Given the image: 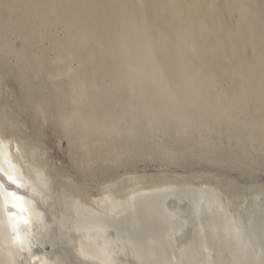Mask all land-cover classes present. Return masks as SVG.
I'll return each instance as SVG.
<instances>
[{
    "label": "bare ground",
    "instance_id": "obj_1",
    "mask_svg": "<svg viewBox=\"0 0 264 264\" xmlns=\"http://www.w3.org/2000/svg\"><path fill=\"white\" fill-rule=\"evenodd\" d=\"M26 1L27 3L25 0H10L13 4L11 6L18 7L17 5H19L18 8L24 11L31 10L30 13L35 12L34 14H36L37 5L42 2L46 1L55 9L58 6L56 4H62L63 0H30L29 5L28 0ZM114 2L112 0H66L59 7L63 6L62 9H64L65 14L75 18L73 22L77 21L79 29L92 36L94 35L96 44L103 41L106 43L105 45L110 47V51L114 49L117 52L121 47L135 45L142 38L143 43L150 52L155 53L156 51V54L158 52L160 54L162 52L166 54L175 52L174 59L183 63H185V56L177 50L178 47L183 48L180 45L190 43L197 49L202 48L207 51L208 55L220 56L226 45V40H224L225 31L237 27L243 34L241 40H239L241 46L249 47L254 58L260 63V68L264 69V44L259 43L258 46L252 44L253 46H251L252 37L255 34L251 24L253 17L244 4L235 5L230 10L232 12L228 11L226 20L219 24L216 13L207 9V0H139L137 2L143 3V9H141L143 12L137 11L134 0H125L123 5ZM55 10L57 11V9ZM34 14H31V16L34 17ZM140 17H145L146 20H143V18L142 20L148 22V25L141 20L139 21L138 18L140 19ZM158 18H160V34L151 28L152 25H156L154 19L157 20ZM205 19L212 23L213 28L209 31L213 32L204 31ZM77 32L80 33V30ZM172 39L175 42H172ZM109 49H106V51ZM119 53L121 54V50H119ZM170 58L173 60L171 56ZM185 64L187 66L188 63ZM183 66L185 65L183 64ZM191 67L192 64L188 67L190 68L189 72L193 70L196 74L197 71H194ZM116 73L118 74V72ZM212 73L214 74L213 71ZM187 74L185 76L188 77L191 73ZM179 75L184 76L181 73H178ZM196 76L194 75V77ZM184 77L182 78L184 79ZM203 77L201 76L199 79L203 80ZM210 77L211 75L209 79ZM79 78L86 81L88 79V77L87 79L84 77ZM1 80L2 78H0V82ZM258 82L260 84L255 86ZM244 83L247 87L243 88L251 87L254 93L263 96L264 70L248 76L245 78ZM80 87L82 88V86ZM198 87L200 88V86ZM88 90L89 88L87 92H90ZM205 92L208 93V91ZM196 93L194 94L196 95ZM206 93H203V96ZM174 94H171L174 96L173 100L176 97ZM235 95L237 96V94ZM180 96L175 99L180 100L182 98ZM125 99L123 98V100ZM185 100L188 101V99ZM204 101L207 102L208 99ZM178 102L180 103V101ZM212 102L214 103V101ZM94 104L95 101L91 105L92 107L89 108L92 109ZM99 105L96 106L99 108ZM5 108L0 104V169H2L0 171V264H264V184L245 186L223 178H217L214 175L197 173L174 178H168L169 174L168 176L164 174L152 178V175L139 173L140 175L115 182L111 181L112 183L109 182L110 184L104 186L88 187L86 186L87 183L82 182L84 180L75 182L68 178H61L49 162L46 147L40 141H37L38 139L36 140V138L25 133L19 121L7 112L11 108L7 111L4 110ZM78 111L73 115H77ZM89 112L87 116L84 113L89 122L87 123L88 125L98 123L93 124L94 132L100 131L101 135L100 137L98 134L99 138H96V140L99 142V147H105V151L108 153V155L100 153L101 156L107 157L110 155L113 157V162H117L114 161V158L118 160L119 157L120 160L123 155L129 154L133 148V145H130V138L138 139L139 136L133 138L134 134L132 133L134 131L131 130L129 132L132 136L129 135L130 138L128 135L125 137L126 139L129 138L130 141V143L127 142L131 147L128 149L130 150L128 153L126 149L129 146L126 148V145L119 144L122 141L121 137L128 129L126 131L121 130L123 128L120 127L122 126L119 124L120 121L117 122L118 120H115L116 118L111 113L104 112L99 116H90L92 114ZM92 112L95 113L96 111ZM128 116L130 121H133L131 120L132 116ZM65 117L62 119H67ZM76 118L78 119L79 116L77 115ZM64 121L63 126L65 125ZM66 122L68 121L66 120ZM84 123L80 125L82 126ZM80 125L77 124L76 126L81 127ZM78 127L77 130L79 131ZM83 128L79 132L86 131ZM89 128L88 126V131ZM95 128H98L96 129L97 132ZM65 129L66 127L62 130L66 132L67 129ZM70 129L73 132L76 128L70 127ZM120 130L124 132H122V136ZM92 132L91 134H94ZM85 133L88 138L90 134ZM86 134L79 135L83 139ZM37 135L42 137L39 134ZM76 135L75 133L71 134L72 137ZM94 136L96 137L95 134ZM72 137H70V140L74 141L75 138L71 139ZM91 137L90 140L92 139V141L88 140L87 143L90 142L89 144L92 145L91 143L94 142L96 145V140L93 136ZM140 138L142 140V137ZM137 139L136 143H131L135 147H137L136 144L138 145L137 142L140 140L137 141ZM84 140L78 142L84 143L86 141ZM147 141L149 142L148 139ZM147 141H145V144ZM170 141H167V144ZM87 143L81 145L86 148ZM124 143L126 144V142ZM150 144L148 143L149 146L147 144L146 146L153 145ZM96 147L91 146L89 148L94 150ZM151 147L154 148V146ZM73 148H75V143ZM82 150L84 151L80 150L79 153H86L85 149ZM97 151H100V149H96L95 152ZM153 152L151 159L159 161L158 167L160 168L178 166L181 162L180 159L183 158L178 159L177 155L180 153L173 155L174 153L171 150H161L157 147L154 148ZM91 153L90 155L87 153L88 156H91ZM144 153L146 154V152ZM145 154L143 156H146ZM137 155L140 157L139 163L146 159L143 156L141 158L139 153ZM97 156L101 159L104 158V156L103 158L99 157V154ZM94 157L91 156L93 160L90 159L92 164L97 162L95 161L96 156ZM112 157L108 161H111ZM139 157L137 158L139 159ZM86 158L88 157L81 159L82 162L86 161ZM141 159L143 160L141 161ZM103 160H106V158ZM148 160L150 159L147 158L145 161L148 163ZM228 161L230 163L238 162L237 160L232 161L230 158H228ZM151 162L149 161V163ZM97 163L98 167L95 164L94 171L93 165L90 164L92 173H95L97 168L102 169L99 165L104 166L106 169L108 163L110 165L112 162L106 163L107 165L104 164L105 162L103 164H101L102 162ZM87 164L89 165V163ZM116 164L114 163V165ZM183 164H180L181 167L184 166ZM238 164L240 163L236 164L239 167ZM110 166L113 168L112 165ZM90 167L86 165V169ZM107 171L109 172V170ZM86 172L83 173L84 176L89 171ZM111 172L113 171L111 170ZM91 174L88 173V175ZM9 176L15 179V183L8 179ZM87 176L83 178L87 179ZM89 177L91 179L92 175ZM90 182L92 183V181ZM89 189H94V192L86 193ZM20 240L23 241L22 244L19 242Z\"/></svg>",
    "mask_w": 264,
    "mask_h": 264
},
{
    "label": "rangeland",
    "instance_id": "obj_2",
    "mask_svg": "<svg viewBox=\"0 0 264 264\" xmlns=\"http://www.w3.org/2000/svg\"><path fill=\"white\" fill-rule=\"evenodd\" d=\"M112 1L114 2V0ZM137 1L139 0H134L137 11L143 12L141 10L143 9V3L141 4V2ZM25 2L27 3L26 0ZM64 2L66 0H63L62 4ZM115 2L123 5L125 0H115ZM206 3L207 9L216 13L219 24L226 20L228 11L232 12L230 10L235 5L244 4L246 9L250 10L253 17L251 24L255 34L252 39L255 42L252 43V41L251 46H258L259 43L264 44V0H207ZM11 4L10 0H0V78H2V83L0 82V104L3 108L6 107L5 111L11 108L7 112L19 121L23 131L31 137L36 138V140L38 139L37 141H40L46 147L49 162L61 178H68L75 182L84 180L82 182L87 183L86 186L93 188L140 174L152 175V178H157L159 175L164 174L168 176L169 174L168 178H174L176 176L181 177L186 174L197 173L214 175L217 178H223L245 186L264 184V95L259 96L254 93L251 87L247 88L248 91H246V88H243L247 87L245 85L246 82L244 83L245 78L264 69L260 68V63L257 62V59L251 53L252 50L249 47L241 46L239 40H241L243 34L239 31V28L233 27V30L225 31L224 40H226V45L220 56L214 57L213 55H208L207 51L202 48L197 49L190 45V43L180 45L183 48L178 47L177 50L185 56V63H188L186 66L185 63L181 61L177 62L174 59L175 52L170 54L163 52L156 54V51L155 53L153 51L150 52L143 43L142 38H140L137 44L130 45V48L121 47L119 49L121 50V54L119 50L117 52L114 49L110 51V47L105 45L106 43L103 41L99 42L101 46L96 44L94 42L95 36L93 35V37L89 33H85V31L79 29L77 21L75 20L76 24L73 22L75 18L66 15L63 11L64 9H62L63 6L59 7V5H62L61 3L56 4L58 5L55 8L57 9L56 11L46 1L42 2L37 5L36 14H34L35 12L30 13L31 10L24 11L18 8L19 5L16 7L11 6ZM118 4L117 6H119ZM64 6L66 5L64 4ZM31 14L35 16L32 17ZM142 18L146 20L145 17H140L138 20L147 24L148 22L143 21ZM154 21L156 25H152L151 28L159 33L160 18L154 19ZM77 27L80 33L77 32ZM212 28V23L205 19L204 31L208 32ZM172 40V42H175L174 39ZM174 44L177 45L176 43ZM106 49L109 50L106 51ZM167 56H171L173 60ZM190 64H192L191 68L197 71L196 74L193 70L189 72L190 68L188 67H190ZM78 72H83V76ZM182 72H184V76L187 73H191V78L190 76L184 77L180 75L179 77L178 73L183 75ZM207 72L210 74H207ZM203 73H206L208 77ZM193 74L197 76L194 77ZM145 75L146 77H144ZM201 76H204L203 80L199 79ZM79 77L86 79L88 77V79L86 81ZM204 78L206 79L204 80ZM83 83L86 84L84 85ZM259 84L258 82L255 86ZM88 88L90 92H87ZM211 88L212 90H210ZM238 88L241 89L239 90ZM78 90H82L80 91L81 93ZM191 91L192 93L190 94ZM193 91H195L194 93L197 92L196 95ZM205 91H208V93ZM86 92L89 96L86 95ZM203 93L206 94L203 96ZM220 93L222 94L220 95ZM171 94L176 95L175 98L180 95L183 96H180L182 97L181 99L178 97L180 100L175 98L173 100L174 96ZM213 94L214 96H212ZM234 94H237V96H234ZM123 98L126 99L123 100ZM90 99H92V103ZM94 101L96 105L100 104L99 108L95 104L92 109L89 108L92 107L91 105ZM196 108L197 110H195ZM77 111L80 119L76 118L77 115H73ZM83 111L86 116L88 112L92 114H89L90 116H99L104 112L113 114L114 118H116L115 120H118L117 122L120 121L119 124L123 126L119 125L123 128L119 127V129L123 131L128 129L126 131L128 133H125L123 136L124 132L120 130L122 141L119 144L126 145V148L129 146L126 149L127 152H130L128 150L131 148L130 145H133L134 150L132 148L131 152H128L129 154H126V152V155H123V158H121L122 160L120 159L121 161L118 157L119 162L114 158V161L118 163L113 162V157L110 155V157L103 155V158L101 154L108 155V153L105 151V147H99V142L96 140V138H99L98 134L100 135V131L96 130L98 128H95L96 132H99L95 133L93 129V126L98 123L88 125L89 122ZM92 111H96V114ZM67 114L69 115L65 117ZM128 115L133 117H131L133 121H130ZM64 117L67 118L64 119L65 121L62 119ZM83 118L85 119L83 120ZM62 120L65 123L64 126L62 125ZM77 120L83 121L80 123ZM112 120L114 121V119ZM42 121L44 122L42 123ZM72 122H77L75 124H78V126L85 122L83 125L86 126L82 125L84 128L81 125V127H78L74 123L72 125ZM61 126L66 127V132L62 130L64 128ZM88 126L90 127V132L87 129ZM125 126L128 128H125ZM70 127L76 128V131L73 130L72 132ZM77 127L79 131L81 128L86 129V131H83L84 133L81 131V133L77 130ZM256 128L260 129L257 130ZM131 130L135 132L132 133L134 134L133 138L139 136L138 139L141 140L140 137H142V140H139L140 142L137 138H130L129 135L132 136ZM85 132L94 137L97 142L96 145L94 142L91 143L92 145L89 144L90 142L87 143L91 136L88 135V139ZM72 133L78 135L72 137ZM37 134L42 137H39ZM79 134H86V137L82 139V136L80 137ZM127 135L131 143H136L137 139V147L130 143L129 138H127V141L125 138ZM77 136L79 137L77 138ZM70 137H72L71 139L75 138L76 141L75 139L74 141L70 140ZM80 138L82 140L87 138L85 139L86 141L84 140L87 143V149L84 146L85 142V144L79 143L82 142ZM144 139L145 141L148 139L149 142H147L153 144L150 145L154 146L155 149L157 147V149L161 150H171L174 153L173 155L180 153L177 155L179 158H177L183 157L180 159L181 162L178 166L174 167H158L159 161L151 159V155L154 154V148L151 146L147 147L149 145L146 142V146ZM173 140L174 142H172ZM167 141H170L171 144L170 142L167 144ZM74 143L75 148H73ZM88 146H97L96 149L98 150L99 148L100 151H97V153L95 152L96 149H90ZM81 148L86 150V153L80 152L84 155L82 157L79 151L84 150ZM215 150L216 152H214ZM84 153H88L89 155L91 153L93 158L96 156V160H94L102 162L101 164L104 162V164L112 162L113 164L110 163L112 166L114 163L117 164L111 168L108 163L106 169L104 166L101 167L99 165L102 169L97 168L96 171H99L92 173V167L94 171V165L96 164L95 166H97L98 163L94 162L92 164L90 161L92 159L91 156ZM138 153L141 158L145 154L146 156H143L146 158L145 160L147 158L150 159L148 163L149 161L152 162L148 164L145 160L141 159V161L143 160V164L142 162L139 163L140 157L136 156ZM97 154L103 159L106 158V160L98 158ZM85 157H90L89 159L86 158L89 162L87 160L82 162ZM111 157L112 160L108 161ZM223 158L227 161L230 158V160H237L238 162L233 163L231 161L232 163H230L228 161V163ZM237 163H240L238 164L239 167L236 165ZM90 164L93 166L90 167ZM180 164L184 166L181 167ZM86 165L90 167L87 168L89 171L87 172L89 174L92 173L91 179L89 177L91 175H88L86 172ZM109 166L113 172L108 168ZM105 170L106 172H104ZM82 171L86 172L88 176H84V172L82 173ZM98 172L101 176L97 174ZM86 176L87 179L89 177L88 180L83 178ZM89 190L86 193L94 192V189Z\"/></svg>",
    "mask_w": 264,
    "mask_h": 264
},
{
    "label": "snow or ice",
    "instance_id": "obj_3",
    "mask_svg": "<svg viewBox=\"0 0 264 264\" xmlns=\"http://www.w3.org/2000/svg\"><path fill=\"white\" fill-rule=\"evenodd\" d=\"M0 171H2V169H0ZM8 179H9L10 181H12L13 183H15V179H14L12 176H9ZM19 242H20L21 244L23 243L22 240H20Z\"/></svg>",
    "mask_w": 264,
    "mask_h": 264
},
{
    "label": "water",
    "instance_id": "obj_4",
    "mask_svg": "<svg viewBox=\"0 0 264 264\" xmlns=\"http://www.w3.org/2000/svg\"><path fill=\"white\" fill-rule=\"evenodd\" d=\"M50 246V244H48Z\"/></svg>",
    "mask_w": 264,
    "mask_h": 264
}]
</instances>
